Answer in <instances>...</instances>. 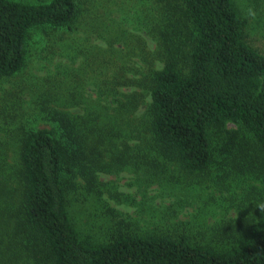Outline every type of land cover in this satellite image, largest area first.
<instances>
[{"label":"trees","instance_id":"trees-1","mask_svg":"<svg viewBox=\"0 0 264 264\" xmlns=\"http://www.w3.org/2000/svg\"><path fill=\"white\" fill-rule=\"evenodd\" d=\"M146 1L138 32L128 30L127 40L123 29L114 38L140 63L131 65V54L114 47L104 54L133 71L120 80L135 90L123 94L126 109L134 114L146 106L127 120L122 141L138 144L127 142L113 159L157 174L174 164L192 185L213 181L221 189V181L239 185L238 178L264 185V54L248 43L235 0ZM79 12L78 0H0V79L26 67L32 31L71 27ZM96 50L105 51L100 44ZM112 96L121 102L119 92ZM51 111L57 127L19 123L20 136L12 131L0 139V264H264V207L233 221L176 224L172 231L142 232L125 219L118 226L126 229L106 241L83 237L69 197L80 178L86 192L97 190L107 165L100 145H115L119 136L96 135L97 124L87 135L70 113ZM249 188L264 201V186Z\"/></svg>","mask_w":264,"mask_h":264},{"label":"rangeland","instance_id":"rangeland-1","mask_svg":"<svg viewBox=\"0 0 264 264\" xmlns=\"http://www.w3.org/2000/svg\"><path fill=\"white\" fill-rule=\"evenodd\" d=\"M78 1L80 12L72 26H42L32 31L26 67L15 76L0 79V139L12 131L15 136H20V132L14 131L19 123H24L26 129L57 127L50 120L51 110L70 113L69 116L78 119L87 135L91 133L90 127L97 124L96 135L109 138L110 132H116L119 136L114 140L115 145L109 141L100 145L104 148L103 162L107 165L93 187L97 190L86 192L84 188L88 184L80 178L75 192L69 197L70 217L78 232L83 237L106 241L113 231L126 229L118 226L120 220L134 222L132 224L138 225L142 232L157 231L161 227L172 231L176 224L184 222L196 224L205 220L211 225L233 221L241 215H254L263 209L260 194L255 196L249 188L250 184H254L255 189L263 188L260 180L238 178L242 183H231V186L221 181L219 189L213 181H207L203 186L186 183L174 164L157 174L146 172L144 164L135 165L118 157L113 159L112 152L124 150L129 142L128 139L122 142L127 120L146 106L139 105L133 115L126 109L127 98L123 94L135 90L120 80L133 71L125 70V62L115 55L104 54L106 50L115 51L113 47L126 54L132 53L130 46L114 38L124 29L127 40H131L129 32H138L136 19L149 10L148 2ZM235 3L246 20L248 43L264 54V0H235ZM150 6L153 11V4ZM147 40L149 48L154 50L155 42L149 37ZM99 44L105 49L102 53L96 50ZM132 56H128L131 65L139 64L138 57ZM113 92H119L121 102L115 101ZM128 144H138V141ZM14 156L11 150L9 164L13 163Z\"/></svg>","mask_w":264,"mask_h":264}]
</instances>
